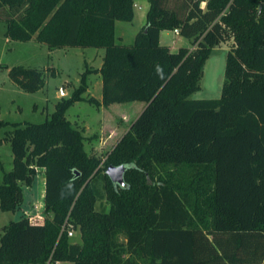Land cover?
I'll list each match as a JSON object with an SVG mask.
<instances>
[{
  "label": "trees",
  "instance_id": "1",
  "mask_svg": "<svg viewBox=\"0 0 264 264\" xmlns=\"http://www.w3.org/2000/svg\"><path fill=\"white\" fill-rule=\"evenodd\" d=\"M148 2L144 26L121 45L115 24L133 20L134 0H0L9 40L104 50L102 66L85 71L49 119L12 124L0 211L16 212L43 169L46 218L3 227L0 264H264V0ZM175 29L192 49L160 44ZM229 42L221 97L190 99L212 49ZM91 73L102 78V100L89 103L144 104L103 166L66 119ZM9 77L29 92L45 85L36 69ZM121 165L124 186L105 174ZM154 165L174 170L154 179ZM103 199L108 210H96Z\"/></svg>",
  "mask_w": 264,
  "mask_h": 264
},
{
  "label": "rangeland",
  "instance_id": "2",
  "mask_svg": "<svg viewBox=\"0 0 264 264\" xmlns=\"http://www.w3.org/2000/svg\"><path fill=\"white\" fill-rule=\"evenodd\" d=\"M143 1V0H140ZM136 3L139 0H135ZM136 10L133 24L117 22L116 43L129 45L133 43L135 30L141 27L140 16ZM145 23V22H144ZM7 26L0 21V181L3 171L12 169V152L10 136L12 124L25 125L42 123L49 119L55 105L63 99H69L81 86V76L87 70L99 69L103 63L104 50L95 48L49 49L45 44L34 39L29 42L9 40L6 37ZM178 40L177 46L189 48L190 41L165 34V41ZM181 43V44H180ZM232 42L221 44L212 49L203 67L199 89L190 99H219L224 82L226 56ZM190 49H192L190 47ZM15 67H24L43 71L45 85L36 92L21 89L9 77V71ZM87 90L81 96L83 101L74 103L66 112V119L72 127L84 137V149L91 157L100 159L103 166L109 154L115 149L124 135L130 130L132 122L141 113V102L113 104L108 107L95 106L87 101L89 98L102 100V78L100 74L91 73L86 78ZM154 179L165 176L173 167L154 165L150 169ZM38 173L31 187L23 186V202L16 212L0 211V236L2 228L12 221L28 218L33 224L43 223L44 212V170ZM182 177H191L192 170L182 169ZM108 210L106 199L98 201L96 210ZM124 240L123 237L120 239ZM74 243H80V232L76 229L71 237ZM69 264V263H59Z\"/></svg>",
  "mask_w": 264,
  "mask_h": 264
},
{
  "label": "crops",
  "instance_id": "3",
  "mask_svg": "<svg viewBox=\"0 0 264 264\" xmlns=\"http://www.w3.org/2000/svg\"><path fill=\"white\" fill-rule=\"evenodd\" d=\"M148 1H149V0H143V1H140V0H139V2L136 3L135 0H134V18H133V20H132L131 22H129V24H133V23H134V21H135V19H136V10H135V9H137V12L139 13V16H140L139 18H140V24H141V27L139 28V30H138V29L135 30L133 40H134L136 34L141 30V28H142V27L144 26V24H145L144 22L146 21V13H147V11H148V7H149V2H148ZM116 25H117V22H116V24H115V30H116ZM166 33H171L172 35L178 37L179 39H183V37H181L179 34L176 35V34L174 33V31H162V32L160 33V36H159L160 44H161V45H164V46H167V47L170 49L171 52H176V51H178V49L180 48V45L177 46L178 40L172 39L171 42L168 41L167 43H164L165 41H163V40L165 39V34H166ZM180 44H181V43H180ZM190 47H191V46H190ZM190 47H189V48H190ZM143 108H144V107H143ZM42 170H43V169H42ZM37 173H38V171H37ZM35 224H39V225H41V224H43V223H35ZM57 264H59V263H57Z\"/></svg>",
  "mask_w": 264,
  "mask_h": 264
},
{
  "label": "water",
  "instance_id": "4",
  "mask_svg": "<svg viewBox=\"0 0 264 264\" xmlns=\"http://www.w3.org/2000/svg\"><path fill=\"white\" fill-rule=\"evenodd\" d=\"M126 171V167L124 165L121 166H108L105 170V174L109 177V179L120 186H124V173Z\"/></svg>",
  "mask_w": 264,
  "mask_h": 264
},
{
  "label": "built area",
  "instance_id": "5",
  "mask_svg": "<svg viewBox=\"0 0 264 264\" xmlns=\"http://www.w3.org/2000/svg\"><path fill=\"white\" fill-rule=\"evenodd\" d=\"M174 33L176 35L179 34V31L177 29L174 30ZM66 227L68 237H73L75 234V229L70 224H65L64 228ZM57 264V263H56Z\"/></svg>",
  "mask_w": 264,
  "mask_h": 264
}]
</instances>
